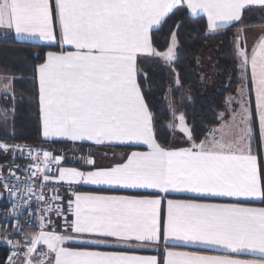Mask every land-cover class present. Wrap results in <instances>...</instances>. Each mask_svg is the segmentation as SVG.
<instances>
[{"label":"snow or ice","instance_id":"obj_1","mask_svg":"<svg viewBox=\"0 0 264 264\" xmlns=\"http://www.w3.org/2000/svg\"><path fill=\"white\" fill-rule=\"evenodd\" d=\"M186 3L192 14H206L212 33L243 25L247 12L264 13V0ZM184 4L185 0H0V29L14 32L17 42L61 45L60 51H48L34 67L43 137L97 145L133 142L149 149L132 152L126 162L85 172L59 167L63 157H53L46 150L0 142V152L12 157V168L24 173L17 176L10 168L7 174L16 181V191L9 194V217L17 218L13 233L21 238H3L11 245L6 264H264V207L248 203H264V33L251 55L243 27L235 33L234 55L242 75L239 99L227 98L219 126L196 142L181 114L178 127L190 146L166 148L156 139L155 116L138 80V74L144 81L147 75L139 72L138 58L160 56L169 64L177 60L175 32L172 46L158 53L152 31ZM180 23L175 25L177 30ZM64 46L73 50L66 51ZM34 55L39 58L38 53ZM245 79L250 80V89L246 90ZM3 95L13 102L11 108L0 109V123L7 126L14 123L9 115H15L11 84L4 85ZM172 115L176 119L174 110ZM165 127L171 131L173 125ZM18 155L30 158L23 169L14 163ZM86 162L95 163L91 158ZM53 166L56 172L51 171ZM3 167L0 186L6 191ZM58 182H68L69 188L84 183L153 189L164 197L69 192L65 201ZM172 193L237 202L166 199L165 209V197ZM53 216L63 220L62 231L54 230ZM34 217L40 231L27 233ZM77 239L88 246H66ZM161 241V257L135 254L137 248ZM41 242L46 250H39ZM100 245L125 250L92 247ZM186 245L222 254L179 250ZM242 253L260 258L241 259Z\"/></svg>","mask_w":264,"mask_h":264},{"label":"trees","instance_id":"obj_2","mask_svg":"<svg viewBox=\"0 0 264 264\" xmlns=\"http://www.w3.org/2000/svg\"><path fill=\"white\" fill-rule=\"evenodd\" d=\"M262 14L259 10L247 12L243 18L244 26L254 25V21ZM177 22H181L178 30L175 28ZM239 28L240 24L237 23L229 29L221 30L220 33H212L208 30L207 22L203 17H193L187 7L181 5L178 10H174V14H170L166 18V22L160 28L152 32V41L157 52H163L169 47L173 32H175L177 40V60L173 66L179 75V85H172L173 77L168 69L158 61L146 58L141 59L138 63L139 72L147 75V81H144L142 75H139V81L142 88L145 89V98L154 113L156 138L162 146L173 141L172 131L165 127L171 119L167 99L169 92L174 101L181 100L180 106L195 141L203 140L209 130L220 122L219 114L224 110L225 101L239 84L238 58L234 55L233 43L235 33ZM221 42L223 47L216 50L214 47ZM9 43L15 44L16 42ZM21 45L25 47L22 56L30 66L28 100L24 103L29 107V113H26L24 120L15 121L16 124L13 123L14 136L8 135L11 131L7 134L0 132V141L27 143L33 146L54 148L58 151L65 147L74 150L75 148L73 149L68 144L58 142L48 144L41 138L37 86L33 80L34 67L43 62L48 51L58 50V47L32 43H22ZM210 48H214L217 55L212 62L204 63L203 58ZM36 53L39 54V58H35L34 54ZM203 66L207 69L205 76L213 81L218 80L220 83L218 86H213L211 81H204L205 76L200 73ZM209 67H214L213 71H217L218 74L208 73ZM230 74L231 80L225 84L224 81ZM182 94H187L186 99L182 98ZM11 103L12 101L8 97H3L1 100L3 106L10 107ZM4 127L6 128L0 123V129ZM76 148L77 151H84L90 147L77 145ZM78 165L91 167L81 163ZM0 193H2L1 186ZM6 254L7 250L0 247V264H4Z\"/></svg>","mask_w":264,"mask_h":264},{"label":"crops","instance_id":"obj_3","mask_svg":"<svg viewBox=\"0 0 264 264\" xmlns=\"http://www.w3.org/2000/svg\"><path fill=\"white\" fill-rule=\"evenodd\" d=\"M183 6L187 7L186 0H185V4ZM187 9H188L190 15H192L193 17H203L207 22L206 14H204V13L192 14L191 10L189 8H187ZM244 25H245L244 22H243V25L240 24L239 29H241L242 27L250 29L249 35H251V36H250V42H248V48H249L248 50H249V54L251 55V50L254 47L255 42L262 35V33H264V13L257 20L254 21V25H252V26H244ZM160 26L154 27L153 31L160 28ZM239 29H238V31H239ZM9 42H16L19 44H16V43L11 44ZM0 43H2L3 45H7V46H13V47L17 46V47L25 48L21 45L24 42H17L16 41V37H15L14 32L6 31L4 29H0ZM28 43L41 44V45H46V46H57L58 47V50H50V51H60L61 50V45L55 41L54 42L36 41V42H28ZM64 50L71 51L73 49L68 48L67 46H64ZM146 58H151V56H144V57L138 58V63L141 59H146ZM138 70H139V66H138ZM3 71L4 70L0 69V87L1 88H3L4 85L8 84V82H10L11 80H14V79H11L12 77H15L16 79L18 78V76H15V75L3 74L2 73ZM249 75H250V66H249ZM138 80H139V74H138ZM250 88H251V83L249 80L248 89H250ZM3 97H6V95H3V91H1L0 92V103H1V100L3 99ZM252 98H253V103H254V93H253ZM39 122H40V128H41L40 115H39ZM221 122L222 121L220 120V122L217 125L213 126L209 130L206 137H208L210 131L214 128H217ZM41 138L43 141L47 142L48 144L57 143V142L62 143V144H68L73 149L74 148L77 149L76 148L77 145L89 146L90 147L89 151L92 154L93 160L95 162L94 165H90L91 166L90 168H87L84 166H79L78 163H81V162L75 156L76 155L75 153H74V155L66 154V157L64 159L65 161L60 166V167H67V168H76V169H79V170L85 171V172L95 170L96 168L111 167L116 163L126 162L127 158L130 156V154L132 152H147L149 150L146 145L137 144V143H133V142H123V143L111 142V143H106L103 145H97L93 141L73 142L67 137H47V138H45L42 135V129H41ZM196 142H200V141H196ZM189 146H190V143L188 140H187V142H180V141L176 142L174 137H173V141H171L167 145H164V147H166V148H183V147H189ZM63 149L66 150L67 153H68V151L72 150L69 147L68 148L65 147ZM72 151H74V150H72ZM75 151H77V150H75ZM8 163L9 162L0 163V165H3L4 166L3 169H5L8 165ZM65 183H68V182H65ZM74 185H76V187H77L74 192H79V193H93V194H99V195L149 196V197L159 194L162 197H164V194L159 193L158 190H153V189H128V188H123L120 186L90 185V184H84V183L74 184ZM59 195L64 197V200L67 201V199L69 198V191L60 192ZM166 199L207 200V202H214V203H235V202H237V200L235 198H228V197L206 198V197L200 196L199 194H193V193H172V194L167 195L165 197V204L163 205V207L165 209H166ZM248 203L250 204V206H253V207H264V203L260 202L259 200H252V201H249ZM52 218L56 223V227L54 230L62 231L63 225H64L63 220L56 217V216H53ZM48 230H52V229H46V231H48ZM40 245H41L43 250H46V245H43L42 242ZM66 246L78 248V247L88 246V245H86L85 240L77 239V240H73V241L69 242ZM92 247H97L100 250H110V251H123V250H125V249L119 248V247H108V248H106L103 245L92 246ZM157 249H159V250H157ZM163 250H164V242L161 241V243L159 245H149L146 247L137 248L135 250V254L140 255V256H157L159 258V257H161ZM179 250L207 251V254H212V255L222 254V253H219L216 251L205 250V249H202V248L195 246V245L180 246ZM239 258H241V259H259L260 257H259V254L242 253V254H239Z\"/></svg>","mask_w":264,"mask_h":264},{"label":"rangeland","instance_id":"obj_4","mask_svg":"<svg viewBox=\"0 0 264 264\" xmlns=\"http://www.w3.org/2000/svg\"><path fill=\"white\" fill-rule=\"evenodd\" d=\"M249 34H250V29L243 28V35L245 37L247 47H248V42H250V36H251ZM235 39H236V36H235L234 40ZM222 45H223L222 42L218 43L214 48L216 50H220L221 47H223ZM170 46H172V40H171L169 47ZM168 48L165 51L158 52V53H165V52H167ZM214 48H210L207 51V53L205 54V56L203 58L204 63H210L213 61L214 57L217 55V51H215ZM234 50H235V45H234ZM23 51H24V48L17 47V46L16 47L7 46V45H3L2 43H0V69L4 70L2 73L8 74V75L18 76L17 79H14V80H11L10 82H8V84L12 85V90L15 93V101H14L15 115L14 116L9 115L8 119L14 121V123H15V121L24 120L26 118V116H25L26 113H29V107H27L24 103H25V101L28 100V89L27 88L29 85L28 77L30 75V66H28L25 58L22 56ZM175 55L177 57V43L175 46ZM151 59L158 61L159 63H161L162 65H164L168 69L169 73L171 74V76L174 79L172 85L177 86L175 84V80L177 78V76H176L177 71H175L173 63L169 64L160 56H151ZM239 63H240V61L238 58L237 66H238V70H239V84H238L237 88L228 96V97H230V96L234 97L237 100L239 99L238 89L240 88L241 81H242V75H241ZM209 68H210L209 69L210 71L208 73H211L212 75L218 74L217 71H213L214 67H209ZM200 70H201L200 73L205 76V73L207 72L206 67L203 66V68H201ZM230 80H231V74L228 77H226V80L224 81V83L228 84ZM204 81H206V82L211 81L213 86L214 85L218 86L220 84L218 82V80L213 81V79H211L207 76L204 77ZM248 82H249V80H247V79L244 80L246 90L248 89ZM1 91H4V87L3 88L0 87V92ZM186 97H187V94H182L183 99H186ZM167 99H168L170 113H171V119L167 122V125H173V128L171 130L172 131L171 132L172 137L175 138L176 142H179V141L180 142H187L186 134L182 133L178 127V123H179L178 117L181 114H183L185 116L184 111L180 106L181 100L179 102L174 101L172 99L170 92L167 95ZM12 106H13V102L11 103L10 107L3 106L0 103V109L11 108ZM173 110L175 111L176 119L173 118V115H172ZM224 110H225V108H224ZM224 110L221 113H223ZM2 120H3V114L0 113V122H2ZM185 120H186V117H185ZM186 124L190 128L189 124L187 123V120H186ZM12 127H13V123H9L6 126V128L4 127L3 129H0V132H4V134H7L10 131L12 132L13 131ZM0 142H4V143L10 144V145L11 144L24 145V143H12V142H7V141H0ZM11 158H12L11 155H5L4 153L0 152V163H7L11 160Z\"/></svg>","mask_w":264,"mask_h":264},{"label":"built area","instance_id":"obj_5","mask_svg":"<svg viewBox=\"0 0 264 264\" xmlns=\"http://www.w3.org/2000/svg\"><path fill=\"white\" fill-rule=\"evenodd\" d=\"M24 145H29L32 146V148L36 149V150H46L48 152H50L52 154L53 157H63L62 162L60 163L59 167L61 166V164L64 162V159L66 157V154L68 155H74V153L76 154L75 156L80 160V162L83 165L89 166L90 164H88L86 161L88 158L93 159L92 154L89 151V148L85 149L84 151H75L76 149H74V151H67L64 149L61 150H56L54 148H46V147H41V146H33L27 143H24ZM23 146V145H22ZM27 152V149H25V154ZM30 158H23L21 156H17V158L15 159L14 163L16 165H19L21 169L25 168L29 163H30ZM11 168V170L13 172L16 173L17 176L23 177L24 173L22 171H17L15 168H12V158L9 161L7 167L5 169H3L5 178H6V182L8 183L9 187L7 188V190L5 191V189L1 186V190L2 193H4V196L0 199V247H3L7 250V254L5 257V261L4 264H6V260L7 257L9 255V251H10V247L11 245H9L7 243L6 239L3 238H7V239H13V240H19L21 237L18 234H14L13 233V228L16 225L17 222V218H13V217H9V212L11 209V202L9 200V194L10 193H14L16 191V181L14 179H12L11 177H9L8 171ZM52 172H56V167L53 166V168L51 169ZM57 186L59 187V193L63 192V191H69V192H74L76 190V185L73 184V186L71 188H69L68 183L65 182H58ZM49 188H52L53 185L49 184L48 186ZM51 194V193H49ZM22 211V209H21ZM35 211V210H32ZM37 223L35 217L33 218L31 224L33 226H29L26 229L27 233H37L40 231V228L35 226ZM20 224L23 226L24 225V219L20 218ZM39 250L43 251L41 245H38ZM17 264H19V262H17Z\"/></svg>","mask_w":264,"mask_h":264}]
</instances>
